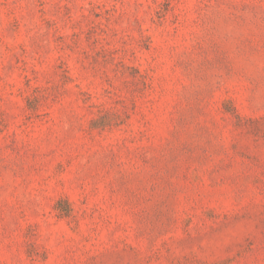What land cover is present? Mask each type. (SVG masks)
Segmentation results:
<instances>
[{
	"label": "rangeland",
	"instance_id": "374dc122",
	"mask_svg": "<svg viewBox=\"0 0 264 264\" xmlns=\"http://www.w3.org/2000/svg\"><path fill=\"white\" fill-rule=\"evenodd\" d=\"M0 264H264V0H0Z\"/></svg>",
	"mask_w": 264,
	"mask_h": 264
}]
</instances>
